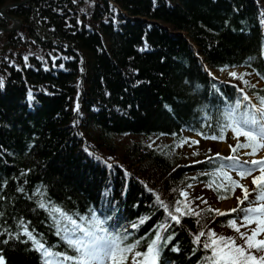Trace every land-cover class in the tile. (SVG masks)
Wrapping results in <instances>:
<instances>
[{"label":"trees","instance_id":"trees-1","mask_svg":"<svg viewBox=\"0 0 264 264\" xmlns=\"http://www.w3.org/2000/svg\"><path fill=\"white\" fill-rule=\"evenodd\" d=\"M23 1L0 0V9ZM6 12L21 26L0 33L3 264H41L31 244L15 238L21 219L60 243L38 199L111 216L128 233L125 243L140 242L122 264H144L135 252L146 251L167 218L162 205L174 211L188 185L218 204L233 198L235 188L206 174L219 163L210 160L216 154L182 165L176 150L186 137L211 148L227 142L232 131L219 137L217 122L237 102L240 120L249 104L243 96L256 106L264 98V0H31ZM231 69L241 74L219 77ZM146 138L161 143L152 147ZM249 143L244 138L233 154L256 155L258 147H239ZM180 199L186 214H177L180 224L168 218L162 231L172 237L161 241L163 264H204L193 237L230 228L241 213L219 215Z\"/></svg>","mask_w":264,"mask_h":264},{"label":"snow or ice","instance_id":"snow-or-ice-1","mask_svg":"<svg viewBox=\"0 0 264 264\" xmlns=\"http://www.w3.org/2000/svg\"><path fill=\"white\" fill-rule=\"evenodd\" d=\"M251 60L252 58L249 62ZM230 75L236 77L235 72L230 73ZM0 87H3L2 81H0ZM242 99L246 102L249 101V97L246 95ZM240 107L241 105L237 102L231 107L228 115L224 117V123L217 122V127L220 129L218 136L222 137L224 131L231 130L237 137L243 136L249 142H259L261 146H264V98L259 100L257 106L246 104L245 107L248 108V111L243 112L242 118L237 120L233 113L238 112ZM249 126L257 127L258 131L249 130ZM211 138L217 139L218 137L212 136ZM239 147H254V144H242ZM235 151L236 149H233V152ZM210 160L219 161L215 165L214 171L206 173L210 181H226L227 186L232 189L242 188L245 193L244 200H248V189L233 180L229 173L235 171L237 176L244 179L256 170V166H259L261 175L252 180V183L257 186L255 197L249 201L248 206L231 210L241 213L238 219L242 225L246 226L249 222H255L257 227L252 229L249 235L248 233H240V227L236 225L235 220L228 221V226L240 233V238L245 242L244 246L236 245L235 239L230 237L220 236L213 239L216 234L211 230H208L207 233L201 230L198 235L193 237V244L197 248L202 244L206 253L204 264H264V239H256L258 235L264 233V160L240 161L236 155L224 157L219 154L210 157ZM188 186L191 187V185ZM18 190L24 191L23 188ZM174 191L176 190L174 189ZM34 195L44 197V193L39 189L34 190ZM185 195L184 191L179 192L174 211L169 205H162L167 213L164 224L158 226L159 230L156 231L154 239L147 245L146 251L135 252L136 258H145L144 264H163L161 249L164 245L161 241L167 242L172 237L171 235L163 236L162 231L171 227L168 218L171 222L180 224L179 216L186 214L181 208L183 201L180 198L185 197ZM36 203L51 219V227L60 243L49 244L42 234L37 233L34 228L30 230L28 223L23 219L19 221L18 227L21 231L16 234L15 238L24 237L20 242L31 244V250L40 254L41 264H122L125 254L139 247V241L131 245L125 243L128 239V233L121 230L118 225L112 224L111 216L105 215L95 208L90 209L87 213L69 211L63 205H58L46 197L38 199ZM187 214L201 216V213H192L190 209H188ZM218 214L224 215L225 213ZM143 222L141 221V223ZM197 223H200L199 219ZM3 235L4 233H0V236ZM205 236L207 238L202 242L201 238ZM2 242L7 243L8 240L5 239ZM218 248H223L225 251L218 253ZM209 250L211 251L210 256L207 255ZM254 253L260 255L257 256ZM0 264H3L2 257H0ZM133 264H136L135 260Z\"/></svg>","mask_w":264,"mask_h":264},{"label":"rangeland","instance_id":"rangeland-1","mask_svg":"<svg viewBox=\"0 0 264 264\" xmlns=\"http://www.w3.org/2000/svg\"><path fill=\"white\" fill-rule=\"evenodd\" d=\"M235 72L236 77H238L241 74V70H224L221 72L219 77L222 80H225L227 77H232L230 73ZM249 103H252L251 101H248ZM249 130L253 132H257L258 128L255 126H249ZM187 142L182 144L181 147H179L176 152L181 157V164L182 165H188L191 163H194L198 160H203L207 154H219L220 156H230L233 154V149L236 148V146L239 144V142L243 141L245 137L231 134L230 139L227 142L218 143L213 145V147H209L208 143L201 142L197 140L194 137H186ZM145 143L150 144L152 147H158L159 143L161 141L158 140H149L148 138L144 139ZM195 141V143H193ZM164 143V142H163ZM162 143V144H163ZM168 143V142H167ZM167 143L164 144L167 145ZM254 146L258 149L257 154L254 156H249L252 150L245 149L240 152V154L236 155L241 159V161H251V160H257L261 161L264 160V146H261L259 142H252ZM233 180H235L237 183L242 185L243 187L248 189V200H244L245 193L243 192L242 188H235L234 190V196L231 200L223 202L221 204H218L216 202H213L210 194L208 191H205L198 187L196 184L189 187L186 191V195L184 197V200L187 201L189 199L194 200L196 204H200L202 206H210L213 208V210L217 213H228L232 212V209H238L242 207L248 206V203L250 200H252L256 195V185L252 183L253 178L260 177V169L256 168L253 173L244 178L241 179L239 176L236 175L235 171L230 173ZM240 201H243V203H240ZM238 212V211H237ZM236 225L240 227V233H248L251 234V230L255 229L257 227V224L255 222H249L246 226L241 224L240 220L236 221ZM213 232L216 234L215 239H217L220 236H224L226 238H234L236 245L244 246L245 242L243 239L240 238V233H237L234 228L230 226V228H219L216 226H212ZM256 239H264V233H261L256 237ZM222 248H218V253H223L221 251ZM255 255L259 256V253H254ZM131 264V263H129Z\"/></svg>","mask_w":264,"mask_h":264},{"label":"water","instance_id":"water-1","mask_svg":"<svg viewBox=\"0 0 264 264\" xmlns=\"http://www.w3.org/2000/svg\"><path fill=\"white\" fill-rule=\"evenodd\" d=\"M31 0H25L20 3H13L5 5L3 8L0 9V16L5 20L6 25L5 27H0V33H14L17 31L21 26V21L8 15L7 10L13 9L16 7H19L20 5H23Z\"/></svg>","mask_w":264,"mask_h":264}]
</instances>
